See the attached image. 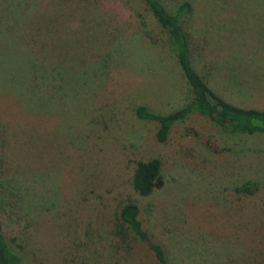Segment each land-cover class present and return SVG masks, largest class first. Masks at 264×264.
Segmentation results:
<instances>
[{"label": "rangeland", "instance_id": "1", "mask_svg": "<svg viewBox=\"0 0 264 264\" xmlns=\"http://www.w3.org/2000/svg\"><path fill=\"white\" fill-rule=\"evenodd\" d=\"M187 1L193 69L264 110V0ZM190 95L142 0H0V221L21 264H156L147 243L167 264H264V134L193 113L159 142L134 114ZM153 157L159 185L139 196L135 163ZM127 200L146 241L119 221Z\"/></svg>", "mask_w": 264, "mask_h": 264}, {"label": "trees", "instance_id": "2", "mask_svg": "<svg viewBox=\"0 0 264 264\" xmlns=\"http://www.w3.org/2000/svg\"><path fill=\"white\" fill-rule=\"evenodd\" d=\"M156 23L167 34L174 49L176 62L190 90V99L181 107L167 113H158L143 105H137L134 114L139 119L156 123L155 138L165 141L174 122L181 121L190 114L205 116L212 124L230 133L264 134V110L234 105L213 93L201 76L193 69L189 56L186 33L182 26L184 17L190 12L191 4L183 0L172 10H167L159 0H142ZM264 151V150H263ZM160 161L158 158L137 160L132 173L131 187L139 196L149 195L159 183ZM236 191L251 192L242 185ZM139 209L134 201L127 200L120 206L118 218L138 240L146 241V232L142 228ZM264 235V233H263ZM156 264H167L164 251L157 243H147ZM0 264H21L18 254L13 252L5 241L0 221Z\"/></svg>", "mask_w": 264, "mask_h": 264}]
</instances>
